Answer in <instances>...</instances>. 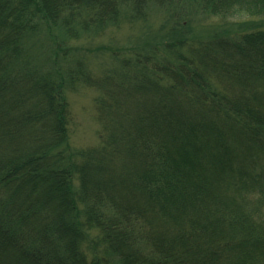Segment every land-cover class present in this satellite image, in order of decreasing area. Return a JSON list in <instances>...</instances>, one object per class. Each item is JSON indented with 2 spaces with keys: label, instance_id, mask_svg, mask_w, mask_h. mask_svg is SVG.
<instances>
[{
  "label": "trees",
  "instance_id": "trees-1",
  "mask_svg": "<svg viewBox=\"0 0 264 264\" xmlns=\"http://www.w3.org/2000/svg\"><path fill=\"white\" fill-rule=\"evenodd\" d=\"M122 4L142 34L80 45ZM186 5L264 15V0H0V264H264V26L202 36ZM79 85L99 129L76 148Z\"/></svg>",
  "mask_w": 264,
  "mask_h": 264
},
{
  "label": "rangeland",
  "instance_id": "rangeland-1",
  "mask_svg": "<svg viewBox=\"0 0 264 264\" xmlns=\"http://www.w3.org/2000/svg\"><path fill=\"white\" fill-rule=\"evenodd\" d=\"M188 4L189 3H187V5ZM177 5L174 7L170 6V8L177 10L180 7ZM187 5L182 16L187 15L194 31L202 36L222 31L224 29H248L264 26V15L228 16L224 18L213 16L211 14H203L198 11V9ZM166 9L162 6H157L156 3L153 5L150 4L147 16L148 21L153 28H157L165 18L170 16V12ZM120 13L121 21L119 25H110L104 35L101 37H95L94 39H83L80 41V45L85 47L95 46L98 43L105 45H119L124 43L127 45L130 37L142 34L143 30L141 23L135 25L128 23L131 15L128 6L122 4ZM38 49L39 47L36 51ZM89 56L90 63H92L91 66L97 71H100V69L103 68L102 64L112 65L109 53L102 51L101 49L90 52ZM96 95L97 92L94 89L82 85H79L74 89H69L66 93L73 117L70 127V141L73 147L78 148L98 143L99 124L96 120L94 109V97Z\"/></svg>",
  "mask_w": 264,
  "mask_h": 264
}]
</instances>
